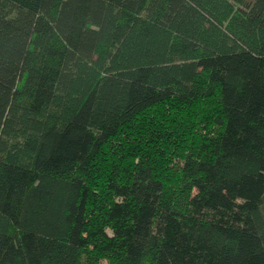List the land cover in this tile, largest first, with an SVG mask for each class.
<instances>
[{"label":"trees","instance_id":"obj_1","mask_svg":"<svg viewBox=\"0 0 264 264\" xmlns=\"http://www.w3.org/2000/svg\"><path fill=\"white\" fill-rule=\"evenodd\" d=\"M0 264H264V0H0Z\"/></svg>","mask_w":264,"mask_h":264}]
</instances>
